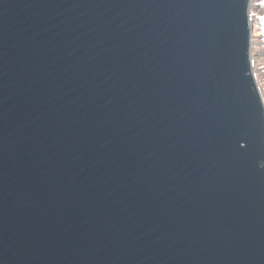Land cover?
<instances>
[{"label":"water","instance_id":"water-1","mask_svg":"<svg viewBox=\"0 0 264 264\" xmlns=\"http://www.w3.org/2000/svg\"><path fill=\"white\" fill-rule=\"evenodd\" d=\"M251 0H0V264H264Z\"/></svg>","mask_w":264,"mask_h":264},{"label":"rangeland","instance_id":"rangeland-1","mask_svg":"<svg viewBox=\"0 0 264 264\" xmlns=\"http://www.w3.org/2000/svg\"><path fill=\"white\" fill-rule=\"evenodd\" d=\"M261 4H264V0H251L250 3V16L253 19L254 25L250 38L251 47L249 48V57L250 67L252 71L254 70L264 101V36H261L264 33V16L261 17L258 15L262 13L261 9L264 10V8L260 6Z\"/></svg>","mask_w":264,"mask_h":264},{"label":"trees","instance_id":"trees-1","mask_svg":"<svg viewBox=\"0 0 264 264\" xmlns=\"http://www.w3.org/2000/svg\"><path fill=\"white\" fill-rule=\"evenodd\" d=\"M260 6H261L262 8H264V4H261ZM261 7H260V8H261ZM261 12H262V13H261V14H258V15L261 16V17H263V16H264V10L261 9ZM253 18H254V16H253ZM263 32H264V29H263ZM261 36H264V33H263Z\"/></svg>","mask_w":264,"mask_h":264},{"label":"bare ground","instance_id":"bare-ground-1","mask_svg":"<svg viewBox=\"0 0 264 264\" xmlns=\"http://www.w3.org/2000/svg\"><path fill=\"white\" fill-rule=\"evenodd\" d=\"M251 52V51H250ZM253 53V52H252Z\"/></svg>","mask_w":264,"mask_h":264}]
</instances>
